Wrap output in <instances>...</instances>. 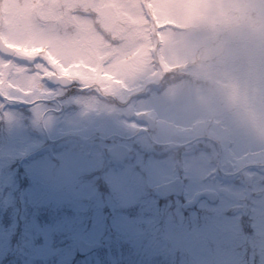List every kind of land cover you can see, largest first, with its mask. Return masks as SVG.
<instances>
[{
	"label": "rangeland",
	"instance_id": "1",
	"mask_svg": "<svg viewBox=\"0 0 264 264\" xmlns=\"http://www.w3.org/2000/svg\"><path fill=\"white\" fill-rule=\"evenodd\" d=\"M0 1L6 45L34 0ZM173 3L146 7L159 23ZM42 92L37 103L0 102V264H264V147L194 140L159 82L103 95L78 81L63 89L44 80ZM141 114L153 121L150 131L136 122ZM117 144L130 151L127 161L104 154ZM177 178L179 199L153 195ZM198 193L217 200L188 208ZM80 240L101 249L81 258ZM141 241L151 251L137 258Z\"/></svg>",
	"mask_w": 264,
	"mask_h": 264
},
{
	"label": "clouds",
	"instance_id": "2",
	"mask_svg": "<svg viewBox=\"0 0 264 264\" xmlns=\"http://www.w3.org/2000/svg\"><path fill=\"white\" fill-rule=\"evenodd\" d=\"M148 2L139 4V15L147 22L134 25L142 38L128 46L129 57L139 56L143 71L129 74L117 90L159 82L174 119L194 140L228 143L242 138L264 147V3L174 0L172 17L157 23ZM25 7L22 24L49 33L50 25L37 13L55 8L54 0H34ZM140 44L145 45L142 55ZM161 127L171 141L182 144L172 124Z\"/></svg>",
	"mask_w": 264,
	"mask_h": 264
},
{
	"label": "snow or ice",
	"instance_id": "3",
	"mask_svg": "<svg viewBox=\"0 0 264 264\" xmlns=\"http://www.w3.org/2000/svg\"><path fill=\"white\" fill-rule=\"evenodd\" d=\"M36 2L47 4L50 0ZM54 3L55 8L37 13L50 25L49 33L20 22L11 29V43L0 45V102L37 103L44 80L78 81L85 89L110 95L126 83L129 74L143 71L140 57L128 55L129 44L142 38L134 28L141 18L137 0ZM144 47L138 45L137 52L142 55ZM20 62L28 64L31 71L18 66Z\"/></svg>",
	"mask_w": 264,
	"mask_h": 264
},
{
	"label": "water",
	"instance_id": "4",
	"mask_svg": "<svg viewBox=\"0 0 264 264\" xmlns=\"http://www.w3.org/2000/svg\"><path fill=\"white\" fill-rule=\"evenodd\" d=\"M0 45H3L1 41H0ZM50 83L52 85H59L63 88H68L72 82L63 83L57 80H50ZM137 121L140 124L147 125L149 129H152L154 126L153 121L145 115H141L137 117ZM108 156L112 158L113 160L121 161L127 158L128 151H127V148H125L124 146H115L108 150ZM230 169L231 167H229V170ZM183 190H184V183L181 179L178 178L174 181L158 186L154 190V194L158 197L171 196V195L180 196L183 193ZM202 197L207 198L210 202L216 201V198L213 194H200L195 198V201L199 200ZM193 205H194V202H191L188 204L189 207ZM100 247L101 246L99 244H88L80 240L77 243V254L81 257H84V256H87L99 250Z\"/></svg>",
	"mask_w": 264,
	"mask_h": 264
},
{
	"label": "trees",
	"instance_id": "5",
	"mask_svg": "<svg viewBox=\"0 0 264 264\" xmlns=\"http://www.w3.org/2000/svg\"><path fill=\"white\" fill-rule=\"evenodd\" d=\"M7 213V212H6ZM6 213H4V214H6ZM6 217H8L9 218V214L7 215H5ZM11 218V217H10ZM144 242L145 241H141V242H139V244L141 245L140 247H136V257L137 258H139V257H143L144 255H146V254H148L150 251H151V247L150 246H146V245H144ZM133 254H135V251L134 252H132ZM176 254H177V252H176ZM179 254H180V256H185V254L187 255V251L186 250H183L182 251V253L181 252H179Z\"/></svg>",
	"mask_w": 264,
	"mask_h": 264
},
{
	"label": "flooded vegetation",
	"instance_id": "6",
	"mask_svg": "<svg viewBox=\"0 0 264 264\" xmlns=\"http://www.w3.org/2000/svg\"><path fill=\"white\" fill-rule=\"evenodd\" d=\"M0 5H1V1H0ZM0 21H1V19H0ZM1 24V23H0ZM0 39H1V37H0ZM2 41V40H1ZM21 64H23V62H20V64L19 65H21ZM26 66V65H25ZM74 82V81H73ZM52 87H54V86H52ZM125 140H127V139H124V141ZM193 144V143H192ZM117 145H122V144H117Z\"/></svg>",
	"mask_w": 264,
	"mask_h": 264
}]
</instances>
